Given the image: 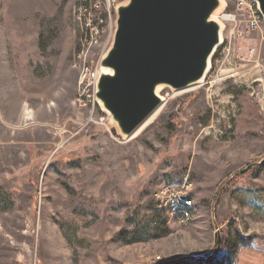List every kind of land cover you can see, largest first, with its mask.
Instances as JSON below:
<instances>
[{
  "label": "rangeland",
  "instance_id": "rangeland-1",
  "mask_svg": "<svg viewBox=\"0 0 264 264\" xmlns=\"http://www.w3.org/2000/svg\"><path fill=\"white\" fill-rule=\"evenodd\" d=\"M99 2L0 0V264H161L208 256L218 237L238 264H264V22L246 34L224 21L205 78L163 86L126 138L79 97L88 32L75 18ZM114 17L86 54L92 71Z\"/></svg>",
  "mask_w": 264,
  "mask_h": 264
},
{
  "label": "water",
  "instance_id": "water-1",
  "mask_svg": "<svg viewBox=\"0 0 264 264\" xmlns=\"http://www.w3.org/2000/svg\"><path fill=\"white\" fill-rule=\"evenodd\" d=\"M254 1L264 21V0ZM221 4V0H125L115 9V29L99 62L95 98L121 136L130 138L160 107L159 87L180 91L205 78L221 44V26L213 19ZM219 246L218 237L213 253Z\"/></svg>",
  "mask_w": 264,
  "mask_h": 264
},
{
  "label": "built area",
  "instance_id": "built-area-1",
  "mask_svg": "<svg viewBox=\"0 0 264 264\" xmlns=\"http://www.w3.org/2000/svg\"><path fill=\"white\" fill-rule=\"evenodd\" d=\"M121 3H117V0H102V2H99L95 9H97V12L95 15L92 13H88L83 6H80L78 9V15H76L75 22L78 23L79 26H84L85 31L89 33L90 38L93 40L88 39V33L84 40L81 43V52L82 48L86 44H95V40L98 39L99 34L102 32V27H104V20H111L112 15H115V9L120 5ZM81 5V4H80ZM235 6L237 10V18L243 17L242 20H238L235 18L236 16H232L231 14L225 13V10L221 11L217 18L223 25L224 21H232L235 23L243 22L245 23V30L244 32L248 34L250 31L255 30L259 28L258 21H256V16H254V10L250 7V0H235ZM230 18V19H229ZM115 23V17L113 20L112 29ZM222 44V42H221ZM221 46V45H220ZM81 52L78 55L79 65L78 69L81 72V81H82V88L79 89L80 94L79 97L83 98L84 96H87V98L92 97L93 103L97 102L95 98L96 93V85L97 82H90V76L89 72H86V66H83V63H81ZM255 52V49L250 50V55H252ZM103 57V56H102ZM102 57H98V60L96 62H93L91 60V65L93 66H99V62ZM100 76V73H99ZM98 76V79H99ZM87 93V94H86ZM181 200V197L177 196L174 198H170L167 202L166 206L164 205V209L161 212L165 211V207H172L173 211L176 212V205H178V201ZM162 207V206H161ZM162 209V208H161Z\"/></svg>",
  "mask_w": 264,
  "mask_h": 264
},
{
  "label": "trees",
  "instance_id": "trees-1",
  "mask_svg": "<svg viewBox=\"0 0 264 264\" xmlns=\"http://www.w3.org/2000/svg\"><path fill=\"white\" fill-rule=\"evenodd\" d=\"M250 241L251 237H244L239 235L236 242V247L241 249V252H250ZM161 264H238V261H236V258H233V256H231L229 252L220 253L219 251H217L216 253L212 252L210 255L205 257H188Z\"/></svg>",
  "mask_w": 264,
  "mask_h": 264
},
{
  "label": "bare ground",
  "instance_id": "bare-ground-1",
  "mask_svg": "<svg viewBox=\"0 0 264 264\" xmlns=\"http://www.w3.org/2000/svg\"><path fill=\"white\" fill-rule=\"evenodd\" d=\"M223 3L221 4V7L219 8V10L213 15V19H216L217 18V16H218V14L220 13V11L222 10V8H223ZM250 7H251V9H253L254 10V16H256V21H258V25L261 23V21H263L262 19V16H261V14H260V12H259V10H258V7H257V3L254 1V0H250ZM256 8H257V10H256ZM230 19V18H229ZM217 20V19H216ZM218 22V21H217ZM264 22V21H263ZM219 23V22H218ZM220 24V26H221V33H220V39H222V32H223V26L224 25H222L221 23H219ZM97 42V40H95V43ZM91 45L92 44H86L85 46H84V51H83V54H84V56H83V66H86V72H89V76H90V82H98V76H99V66L97 67V69L95 70V71H92L90 68H89V64H87L86 63V54L88 53V51H89V48L91 47ZM87 49V50H86ZM86 50V51H85ZM107 72V71H106ZM164 87H159L158 89H157V92L156 93H158L160 90H162ZM162 99V98H161ZM162 103H163V99H162ZM156 112V111H155ZM154 112V113H155ZM153 113V114H154ZM152 114V115H153ZM151 115V116H152ZM151 116L148 118V120L151 118ZM148 120H146L133 134H132V136H134V134L136 133V132H138V130L148 121ZM131 136V137H132ZM182 203H184L185 204V202L184 201H181ZM188 204V203H187ZM183 206V205H182ZM187 206V205H186ZM188 207V206H187ZM179 211V210H178ZM181 212V211H180Z\"/></svg>",
  "mask_w": 264,
  "mask_h": 264
}]
</instances>
